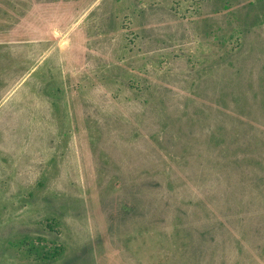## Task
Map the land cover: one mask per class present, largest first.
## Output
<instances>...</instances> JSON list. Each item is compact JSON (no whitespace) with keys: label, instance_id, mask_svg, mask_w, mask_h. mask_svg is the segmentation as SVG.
Wrapping results in <instances>:
<instances>
[{"label":"rangeland","instance_id":"374dc122","mask_svg":"<svg viewBox=\"0 0 264 264\" xmlns=\"http://www.w3.org/2000/svg\"><path fill=\"white\" fill-rule=\"evenodd\" d=\"M0 264H264V0H0Z\"/></svg>","mask_w":264,"mask_h":264},{"label":"trees","instance_id":"16d2710c","mask_svg":"<svg viewBox=\"0 0 264 264\" xmlns=\"http://www.w3.org/2000/svg\"><path fill=\"white\" fill-rule=\"evenodd\" d=\"M56 253H57V251H56V248H54V250L50 253V252H44V253H42V258H48V259H50V258H52V257H54V255H56Z\"/></svg>","mask_w":264,"mask_h":264}]
</instances>
